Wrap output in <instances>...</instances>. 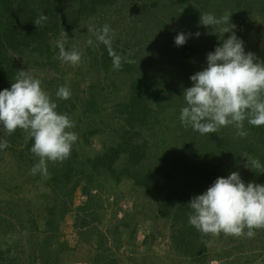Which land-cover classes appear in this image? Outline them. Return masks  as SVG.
<instances>
[{
  "label": "rangeland",
  "instance_id": "rangeland-1",
  "mask_svg": "<svg viewBox=\"0 0 264 264\" xmlns=\"http://www.w3.org/2000/svg\"><path fill=\"white\" fill-rule=\"evenodd\" d=\"M19 1L10 0L15 5ZM190 1L203 14L217 17L225 8L219 6V0ZM258 1L244 0L239 6L238 17H245L242 29L238 30L239 21L231 24L243 39L246 52L264 60V7ZM180 2L115 0L67 30L49 32L46 42L41 41L43 52L34 50L38 44L29 37L28 47L9 53L15 75L8 84L19 71L40 79L42 88L56 101L57 111L73 122L70 130L78 134V140L70 154L74 169L65 178L67 159L49 162L46 175H32L30 169L38 162L30 151L33 141L25 136L15 147V140L9 144V134L0 135L7 145L0 149V264H264V229H256L252 238L202 235L188 223L190 210L186 207L218 177L233 171L239 172L246 184H264L261 169L252 166L255 156L247 152L229 166H211L209 161L219 154L223 141L237 149L264 147V138L257 136V129L264 126H251L245 120L244 137L234 125L200 135L181 124L185 103L174 93L162 94L160 102L150 99L155 116L145 126H130L127 114L119 110L129 103L131 80L114 67L103 70V49L107 47L96 41L95 31L109 25L114 31L112 47L136 58L138 64L166 71L170 79L165 83L170 88L173 81H179L176 78L190 80L202 71L206 49L230 33L199 38V51L194 56L188 52L185 59L182 47L174 44L181 25L176 18ZM54 13L58 19L62 10ZM58 41H63L67 50L81 53L77 66L61 63ZM60 87L70 89L69 99L57 98ZM92 101L94 108L87 110ZM110 150L119 152L117 161L111 169L101 167L107 164L103 159L112 156ZM19 151L26 152L19 156ZM143 185L154 189L147 195ZM157 187L163 189L158 192ZM169 193L181 198L184 205H165L162 212ZM46 237H51L49 243H44Z\"/></svg>",
  "mask_w": 264,
  "mask_h": 264
},
{
  "label": "clouds",
  "instance_id": "clouds-1",
  "mask_svg": "<svg viewBox=\"0 0 264 264\" xmlns=\"http://www.w3.org/2000/svg\"><path fill=\"white\" fill-rule=\"evenodd\" d=\"M231 17L228 12L219 17L214 13L200 15L201 26H219L224 34L230 33L227 39L223 35L214 51L207 54L206 67L190 76L192 86L183 91L185 106L181 108L180 122L200 135L234 125L238 135L244 137L245 120L251 126H264V60L246 52L243 39L233 30ZM46 20L47 16L41 14L33 23L38 28ZM192 35L178 33L174 37L175 46H184ZM194 35L199 38L200 33ZM113 36L109 25L95 31L96 41L109 49L113 67L119 69L122 57L112 49ZM93 43L88 40L89 45ZM57 47L62 64L77 66L81 62L79 51L67 50L63 41H58ZM41 85V80L28 71H19L11 87L0 90V135H11L19 128L33 141L30 151L38 162L30 169L32 175H46L49 162L66 160L78 140V134L70 130L74 124L69 116L57 111L56 101ZM56 96L67 100L70 89L60 87ZM6 146L0 140V149ZM252 166L264 174V165L259 160H253ZM186 207L190 210L188 223L202 235L224 233L252 238L256 229H264V184H246L240 173L233 171L227 177H218Z\"/></svg>",
  "mask_w": 264,
  "mask_h": 264
},
{
  "label": "trees",
  "instance_id": "trees-1",
  "mask_svg": "<svg viewBox=\"0 0 264 264\" xmlns=\"http://www.w3.org/2000/svg\"><path fill=\"white\" fill-rule=\"evenodd\" d=\"M114 1L115 0H21L15 5V3H11L10 0H0V20L4 21V23L2 22L4 27L0 28V90L10 88L11 85H9L8 82L15 75L13 69L11 68L13 63L12 59L9 56V53H11L12 51L14 52L20 47H28L29 44L27 42L29 40V37L30 40L33 39L34 44H38L34 46V50L43 52L44 48L41 45V41L42 39H44L46 42V35L49 32H60L62 30H67L70 25H74L76 23H79L81 20L89 18L90 15L95 12L96 8L99 7L102 9L107 4L113 3ZM219 1V6L221 4L223 8L225 6L221 14L223 15L225 12L230 13L232 15L230 23L239 21L238 30L242 29L245 17L242 15L238 17L237 11L239 10V6L242 5V2L244 0ZM258 2L262 7H264V0H260ZM219 6H217V8ZM59 9L62 10V15L57 19V16L54 12ZM163 13H166V11H163ZM41 14H45L47 16V20L42 24V26L37 28L33 21L37 19ZM201 14L203 13L199 11V9H197L196 5L193 4L192 1L182 0V2L179 3V11L176 17L177 20H179V24H181L179 33L184 32L185 34H193L192 38L188 39L187 43L182 46V54L185 59L188 58V52L192 56H194L196 55L197 51H199V42H197L199 38L202 39L208 36H212L216 34V32H219V34L222 32L219 30V27H216L215 31H209L208 28H203L199 24ZM29 26H33L34 28L30 29ZM27 30L28 33H25ZM196 32H201L199 38L195 37L194 34ZM217 37L218 36L215 35L213 36V38ZM220 42L221 41H218L215 46L210 45L208 47L209 50L206 49L207 53L204 56H207L209 52L214 51L215 47H217ZM45 47L48 50V46ZM112 49L122 57V66L119 68L120 72L128 76L131 80L129 103L128 105H122L121 109L119 110V112L127 114L126 118L130 126H134V124L137 123L145 126L149 122L148 119L155 116V112L152 113L149 107L148 102L150 101V99L160 102L162 94L166 96L169 93H174L177 94V96H179V99L181 100L184 89L192 86V82H190L189 77L185 79L180 76V78H176L179 81H173V87L170 88L169 85L165 83V80L170 79L166 71L164 73V71L160 72V69H158V67V70H156L152 67L138 64L136 58L127 57L124 51L119 52L116 47H112ZM102 59L104 71H108L111 67H113L112 57L110 56L109 49H103ZM128 61L132 62L129 63ZM181 62H183V60H181L180 63ZM184 67L185 64L183 65V69ZM181 80L184 81L182 82ZM93 104L94 101L89 102L86 107L87 110L92 111V108H94ZM249 129H251L250 126H248V130ZM257 131V136L259 138H264V129H257ZM25 136L26 134L24 133V131L18 128L13 134L10 135L9 144H14L15 140V147L20 146L21 144H19L20 142L18 141L24 139ZM17 137L19 139H16ZM229 145L230 143L225 144V141L221 143V147L218 149V151H220L218 152L219 154L211 157L209 160L211 166L222 167L225 165L229 166V164H235L238 162L239 158L244 155L245 152H247V155H254L256 160L262 161L263 165V145L259 146L256 151L244 148L237 149V146L230 147ZM25 152L26 151H19V156L24 155ZM110 153H112V156L110 158L103 159V161H107V164L105 165L103 163L101 164V167L105 168L106 166V168L111 169V166L115 161H117L119 152L117 150H110ZM134 156L135 158H137L139 156L138 152L134 153ZM67 162L69 165L66 168V170L68 171V175H64L65 178H69V175L74 169L73 157L69 156L67 158ZM143 186L147 195L154 189V186ZM157 188L158 192L163 189L160 187ZM70 196H72V194H70L69 197ZM181 203V198L178 199L176 198V196L173 197V194L169 193L166 196L165 202L162 204L163 210H161L162 212L165 211V209H167L165 205L170 206V204L183 206L184 204ZM181 214L183 216L185 212H181ZM49 223L50 222L48 221L47 224L49 225ZM186 230L189 231L190 229L187 228ZM50 241L51 237H46L44 243H49ZM202 253L203 251L200 252V254Z\"/></svg>",
  "mask_w": 264,
  "mask_h": 264
}]
</instances>
